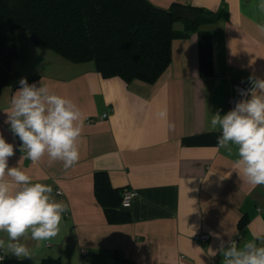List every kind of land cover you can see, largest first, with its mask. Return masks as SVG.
Instances as JSON below:
<instances>
[{
  "label": "crops",
  "instance_id": "obj_1",
  "mask_svg": "<svg viewBox=\"0 0 264 264\" xmlns=\"http://www.w3.org/2000/svg\"><path fill=\"white\" fill-rule=\"evenodd\" d=\"M149 1L218 14L171 41V60L152 83L103 77L93 62L72 63L58 54L54 63L45 61L46 49L38 48L25 29L16 34L17 78H30L29 84L72 100L83 123L77 164L65 170L63 162L49 164L47 156L33 163L5 123L20 86L1 90L0 135L15 149L9 166L51 185L54 194L60 193L55 199L69 210L50 243L21 241L31 258L20 260L0 249V264H36L44 258L65 264H222L221 255L212 256L220 247L212 233L225 244L236 239L242 245V237L254 234L264 237V185L252 186L240 177L236 146L232 154L217 149L220 133L209 131L212 114L228 112L233 83L264 79V33L257 27L264 24L261 0ZM174 26L183 31L187 23L178 20ZM164 108L168 123L157 116ZM103 113L106 118H100ZM97 171L106 173L112 189L136 193L128 206L120 202L130 220H107L94 193ZM200 233L209 238L199 244L193 237Z\"/></svg>",
  "mask_w": 264,
  "mask_h": 264
},
{
  "label": "clouds",
  "instance_id": "obj_2",
  "mask_svg": "<svg viewBox=\"0 0 264 264\" xmlns=\"http://www.w3.org/2000/svg\"><path fill=\"white\" fill-rule=\"evenodd\" d=\"M264 11V0L259 4ZM264 33V24L257 26ZM252 87L240 90V95L249 97L236 102L226 114H212L210 132H219L217 149H226L232 154L236 146L235 169L252 186L264 185V79L249 78ZM20 88L13 95L7 113L11 132L21 142L19 151L33 163L44 156L49 164L63 162L65 170L80 159L78 141L82 134V113L70 99L51 92L47 86L29 84L26 78L19 81ZM158 118L168 123L167 108L157 113ZM170 128L174 127L168 124ZM15 155L14 145L0 135V249L23 260L31 258V251L22 240L31 239L39 245L51 242L60 232L63 215L68 205L57 201L51 185L33 182L32 177L19 167H10L9 158ZM135 197L136 193L127 194ZM218 252L222 264H264V237L253 235L252 239L225 244L219 234ZM4 257H0L3 260Z\"/></svg>",
  "mask_w": 264,
  "mask_h": 264
},
{
  "label": "trees",
  "instance_id": "obj_3",
  "mask_svg": "<svg viewBox=\"0 0 264 264\" xmlns=\"http://www.w3.org/2000/svg\"><path fill=\"white\" fill-rule=\"evenodd\" d=\"M174 6L179 5L161 8L149 0H0V93L6 86H20L13 67L20 28L38 48L72 63L91 61L103 77L152 83L171 60V41L218 17L192 8L196 19L184 20L186 29L177 30ZM121 191L110 187L105 172L94 173V193L109 222L130 220L120 206ZM36 264L65 263L44 258Z\"/></svg>",
  "mask_w": 264,
  "mask_h": 264
},
{
  "label": "built area",
  "instance_id": "obj_4",
  "mask_svg": "<svg viewBox=\"0 0 264 264\" xmlns=\"http://www.w3.org/2000/svg\"><path fill=\"white\" fill-rule=\"evenodd\" d=\"M254 79V78H253ZM252 87V80L248 79L245 82H235L232 84V89L229 93V95L227 96L226 99V108L227 111L232 110L235 107L236 102L240 101V100H244L247 99L249 97H245V96H241L240 95V90H247L250 89ZM107 117V113H103L100 118H106ZM87 122H89L90 120H86ZM133 193V191L127 187L122 189V198H121V206L122 207H126L130 204L131 200L133 197L128 196L127 194ZM209 235L206 233H200V234H196L194 235L193 239L196 243H202L205 242L206 240H208ZM236 241V239H232L231 241ZM3 251H0V257H3ZM215 258L212 260L214 261Z\"/></svg>",
  "mask_w": 264,
  "mask_h": 264
},
{
  "label": "water",
  "instance_id": "obj_5",
  "mask_svg": "<svg viewBox=\"0 0 264 264\" xmlns=\"http://www.w3.org/2000/svg\"><path fill=\"white\" fill-rule=\"evenodd\" d=\"M173 17L176 20L194 21L197 14L192 8L179 5L173 7Z\"/></svg>",
  "mask_w": 264,
  "mask_h": 264
},
{
  "label": "rangeland",
  "instance_id": "obj_6",
  "mask_svg": "<svg viewBox=\"0 0 264 264\" xmlns=\"http://www.w3.org/2000/svg\"><path fill=\"white\" fill-rule=\"evenodd\" d=\"M20 29H24V28H20ZM20 29H18L17 30V36H18V32L20 31ZM47 52H45L43 55V60H45V61H50V62H52V63H54L55 62V59L57 60V59H59V57L58 56H56L57 54H55L54 52H52V51H50V50H46ZM50 53H52V54H50ZM54 53V54H53ZM42 60V61H43ZM14 68H15V66H13Z\"/></svg>",
  "mask_w": 264,
  "mask_h": 264
}]
</instances>
